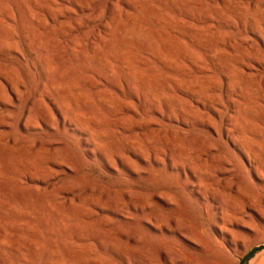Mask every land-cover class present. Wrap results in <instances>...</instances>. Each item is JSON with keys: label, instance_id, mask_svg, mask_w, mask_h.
I'll list each match as a JSON object with an SVG mask.
<instances>
[{"label": "bare ground", "instance_id": "obj_1", "mask_svg": "<svg viewBox=\"0 0 264 264\" xmlns=\"http://www.w3.org/2000/svg\"><path fill=\"white\" fill-rule=\"evenodd\" d=\"M259 3L264 0H0V264H41L45 253L43 264H99L96 250L117 243L120 262L109 264H225L215 237L207 249L183 235L188 222L169 208L168 190L147 187L160 174L188 186L196 178L191 194L205 201L228 183L238 193L246 179L243 208L218 218L224 245L241 238V228L252 231L253 214L264 217L254 201L256 190L264 192V153L250 139L264 133V121L252 122L264 92L252 103L245 88L264 65ZM239 100L233 121L229 111ZM112 134L110 153L104 139ZM235 138L246 166L228 149ZM76 143L85 154L100 152L118 177L125 173L145 185L127 188L116 202L101 190L84 197L97 212L126 214L131 223L114 225L131 226L129 233L66 231L59 207L79 196L67 199L60 184L46 180L72 170Z\"/></svg>", "mask_w": 264, "mask_h": 264}, {"label": "rangeland", "instance_id": "obj_2", "mask_svg": "<svg viewBox=\"0 0 264 264\" xmlns=\"http://www.w3.org/2000/svg\"><path fill=\"white\" fill-rule=\"evenodd\" d=\"M257 9L259 13L264 12V3L262 4L259 3L257 5ZM257 69H258V72L254 73V78H252L250 83L245 87L248 90L250 89L249 90L250 93L248 92V98L252 103H259L260 98H259L258 92H264V65L261 67H257ZM27 70L29 72H32L30 71L31 69L29 66H27ZM237 91L240 92V89L237 88ZM116 103L119 104V102H116ZM241 103H242L241 100H239L238 103L236 104V108L229 111L230 112L229 114L231 115L232 120L239 117L238 115L241 114L239 113L242 110L240 109ZM259 112L261 113V115ZM103 114H106V113H103ZM151 116L154 117V115H151ZM105 118H106V115H105ZM252 119H253L252 122L255 124H260L261 122L264 121V105L263 104L261 105V108H259V110L254 115H252ZM255 119L258 120L259 122L256 121ZM125 125H130V122H126ZM169 126L174 127V128L178 127L174 123H171V124L169 123ZM261 128H264V127H261ZM20 135L25 136L24 134H20ZM261 135L262 137H257V138L254 136H250V139H252L251 141L252 146L256 147L257 149H259L261 152L264 153V133H262ZM232 136H235V133L232 134ZM82 138H84V136H82ZM106 139L104 140L106 141L107 145L104 146V150H106L107 148L106 151L111 153V150L109 149V147L115 140H117V136L112 134L111 136L106 137ZM108 140L112 142L110 143ZM99 141L100 140H98V142ZM237 141L238 139L235 138V141H234L235 143L227 144L228 149L229 151L233 152L237 157H239L241 161L243 162V164L246 166V162L244 161L243 157H241L242 154L240 150L238 149V147L240 146V143ZM71 151H72V160L70 164L72 166L71 167L72 170H69L67 168H64V169L62 168L64 170V174H58L46 180V184L48 186L60 184L59 187L65 190V193L63 194V196L67 197V199H70L72 195L79 196L78 200H75L73 203H71V205L65 204L59 207V211L63 212L61 214L67 218L66 224L69 227L66 229V231L68 233L72 232L73 229L76 227L80 230L86 231L87 233L89 230H90L89 232L93 231L95 234L97 233L98 235L106 234L109 236H113L114 231H116V229H122L124 232L129 233L131 226L129 227L123 226L124 228H122L121 226L120 228H118L116 225H114V222H119V223L125 222L126 223L128 221V223L129 222L131 223V221L128 220V216L126 214H122L117 211H111L110 209H107V208H105V210L102 211V213L97 212L92 207H89V204H88L89 202L84 197L89 194L88 191H92V193H95V191L101 190L104 194H106L107 199H111L110 201L116 202L119 198H121L122 193L127 188L129 189L132 188L133 190L134 188L135 189L139 188L140 190H143V189H146L145 185L142 184L141 182L139 183L136 181L134 182L133 180L134 176H130L128 174L122 173L123 169L117 166L118 170L123 175L122 177H118L114 170L115 168L112 167L111 164L105 163V161L101 157L100 152L96 151L93 155L85 154L86 151L84 147L80 145L79 143L74 144V148H72ZM225 157L229 158V156H225ZM254 163L255 162H253V165L257 167V164L256 163L254 164ZM189 179H190L189 183L191 184V186L184 184L181 180L166 179L160 174L158 176V180L147 187V190H149L150 192L151 191L152 192H155V191L166 192L167 190L170 192V195H171L170 202L171 203L169 205V208L175 209L178 214L177 216L182 220L184 219V221L187 220L188 222V226L190 230L183 233V235L186 238L188 237L192 241L194 240L199 241L207 249L208 248L212 249V247L214 246L212 245L213 240L211 239L215 237L219 242V248H221V249L218 248V251L215 253L221 256V261H223L225 264H238L239 260L251 248L264 245V219H263L264 217L260 218L256 214L255 215L253 214L254 227L252 228V231L246 228H241L239 231H236L242 237L237 238V240L235 239V241L232 242L233 244L231 243L229 245H224L223 241L221 240L220 234L217 232V229H216V225L219 224L218 218L221 217V214H226L227 216H230L232 215V212L234 213L243 208L245 204L243 197H245L248 194V190L246 186V183H247L246 179L245 181L240 183L238 193L235 194L233 192H230L228 190V187L231 185V183H228L226 185V188L220 187L215 190V192L213 193V197H212L213 200L212 198L207 196L205 201L200 200L196 195L191 194L193 190L198 189L199 184L196 181V178H189ZM250 180L251 182H253L254 185L262 186L260 182H257L254 179L253 175H252V179ZM31 185L39 186L40 189L46 188V186H41L36 183H33ZM203 186H204V183L202 181L201 187ZM112 192H114L115 194ZM112 194H113V198H112ZM261 198H264V192H259L256 190V192L254 193V201L256 202V205H258V210L264 211V202L262 203ZM159 207L161 209L162 208L164 209L165 206L159 203ZM95 211H96L95 213L96 216L91 215V213ZM64 212L66 214H64ZM80 213L82 215H84L83 213H85V216L88 215V220L83 219L82 221V219L80 218H82L83 216ZM129 213L135 214V212L133 211H129ZM244 215L242 212L240 218L246 221V219L243 218ZM103 217L109 218L108 219L109 227H107L106 229H103L100 226V223L102 222ZM49 221L51 222L52 220L49 219ZM229 229L230 227H228V230ZM109 245L110 244H107L104 248H101V249L99 248L96 250V256L98 258L97 263L109 264L115 261L116 263L120 262L116 258L115 253L119 251L121 245L118 243L112 247L111 245L110 246ZM158 246H160L159 242L158 244H156V248ZM140 247L141 245L137 246L136 253H139L141 251ZM212 256H213V251H210L205 255V257H207V260H210ZM46 258H47V254L45 253L42 257L41 264L45 263ZM247 264H264V251L253 256Z\"/></svg>", "mask_w": 264, "mask_h": 264}, {"label": "water", "instance_id": "obj_3", "mask_svg": "<svg viewBox=\"0 0 264 264\" xmlns=\"http://www.w3.org/2000/svg\"><path fill=\"white\" fill-rule=\"evenodd\" d=\"M264 251V245L251 248L245 255L239 260L238 264H247L249 260L256 254Z\"/></svg>", "mask_w": 264, "mask_h": 264}]
</instances>
